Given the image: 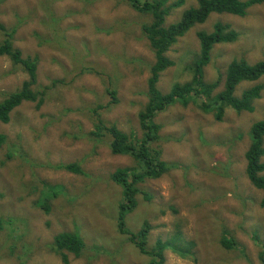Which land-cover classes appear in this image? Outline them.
<instances>
[{"label": "rangeland", "instance_id": "1", "mask_svg": "<svg viewBox=\"0 0 264 264\" xmlns=\"http://www.w3.org/2000/svg\"><path fill=\"white\" fill-rule=\"evenodd\" d=\"M191 6L195 0H185L182 7L171 10L166 25L177 22ZM49 13L58 19L53 28ZM148 22L149 15L116 0L2 3L0 23L13 32L12 46L24 58L37 57L34 89L42 103L38 108L23 103L7 124H0V135L5 136L0 144V218L4 221L0 264H147L115 226L120 189L110 175L131 166V160L111 154L103 142L86 138L94 119L86 109L98 108L103 121L126 134L138 131L137 115L146 102V82L154 62L140 33L141 25ZM216 22L229 25L239 37L233 44L213 49L205 68L207 83L222 82L233 59L250 64L262 59L264 0L243 17L212 14L203 26L180 38L167 53L173 65L159 78L162 93L190 80L187 64L199 55L196 32H210ZM26 78L0 57V98ZM257 83L263 90L251 113L228 108L216 120L188 103L175 104L155 117L164 139L161 157L178 168L142 184L152 199L139 200L127 227L135 232L148 222L150 246L180 233L188 248L183 251L189 255L181 258L166 250L164 264H260L254 237L264 243L263 193L244 174L249 129L264 119V76ZM254 84L240 85L237 94ZM107 90L116 92V105L110 104ZM73 162L85 175L51 167ZM43 185L57 186L61 192L49 201L48 213L37 206L41 192L51 194ZM223 230L234 236L243 252L221 248ZM62 232L82 237L86 248L79 257L51 249L53 237Z\"/></svg>", "mask_w": 264, "mask_h": 264}, {"label": "trees", "instance_id": "2", "mask_svg": "<svg viewBox=\"0 0 264 264\" xmlns=\"http://www.w3.org/2000/svg\"><path fill=\"white\" fill-rule=\"evenodd\" d=\"M5 0H0L1 5ZM185 0H116L117 4L128 5L131 9L146 16L151 22L141 25L140 33L148 42L154 62L149 68L146 82V102L138 112V131L126 134L119 130L115 124L103 121L97 113L98 108L86 109L94 117L93 130L87 133L92 141L103 142L113 155L127 157L131 166L116 169L111 175V181L120 189L119 201L116 206L115 226L120 236H125L136 252L147 259V264H164L165 251L173 250L181 258L189 255L183 249L181 234L169 236L165 241L158 239L153 246L148 243L151 226L143 222L138 231H131L127 227V218L139 206V200L150 202L152 195L142 189V184L149 180H156L163 175L176 170L177 164L169 163L162 159L160 143L164 139L160 135L161 126L154 120L175 104L187 105L192 103L202 112L211 113L216 120H221L225 110L230 108L236 112H253L254 102L261 96L263 86L257 81L264 76V55L255 63H248L244 59H233L226 66L223 81L218 79L215 83H207L205 68L211 62L213 49L218 45L233 44L238 39V33L229 25L221 22L213 24L210 32L199 30L196 39L199 55L187 64L191 75L190 80L183 84H174L170 91L162 93L158 88L161 74L169 69L173 62L167 56L168 51L180 38L191 29L203 26L212 14H228L237 17L246 15L248 9L257 5L261 0H195V6L185 9L177 22L166 25V17L173 9L184 5ZM50 28H53L58 19L49 13ZM108 33L109 30H104ZM12 31L0 23V57H5L27 78L15 91L6 93L0 98V124H7L10 114L23 103H33L36 108L42 101L40 94L34 89L37 78V57H23L22 53L12 46ZM222 77V76H221ZM220 77V79H221ZM255 83V84H254ZM242 84H254L237 94ZM221 86V90L219 88ZM110 104L116 105V92L107 90ZM77 136L72 138L76 140ZM71 138V139H72ZM106 140V141H105ZM5 141V136L0 135V144ZM244 174L249 183L263 193L260 207L264 208V119L253 123L249 129V144L244 153ZM77 162L60 163L51 165L55 170L65 171L73 175H85ZM51 194L41 192L37 206L48 213L49 201L61 192L57 186H45ZM4 221L0 218V232ZM255 246L260 249L258 260L264 264V243L254 237ZM219 245L222 249L243 252L244 248L237 244L234 236L223 230ZM52 250L60 253L67 252L74 257H79L86 246L82 237L73 232H62L53 237L50 244ZM66 262L65 255H62Z\"/></svg>", "mask_w": 264, "mask_h": 264}]
</instances>
